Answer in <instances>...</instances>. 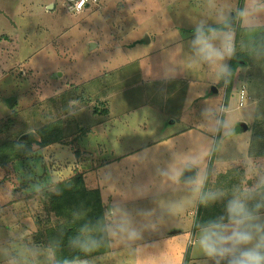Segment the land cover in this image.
I'll return each instance as SVG.
<instances>
[{
	"label": "rangeland",
	"instance_id": "obj_1",
	"mask_svg": "<svg viewBox=\"0 0 264 264\" xmlns=\"http://www.w3.org/2000/svg\"><path fill=\"white\" fill-rule=\"evenodd\" d=\"M74 1L0 0V127L6 128L5 132L11 130L9 134L18 138L22 124L17 122L12 127L11 123L28 119L29 110L37 107L31 109L32 104H40L36 108L43 114V117H39L40 121L53 119L56 114L64 116L54 107L55 103L49 106L46 102L72 84L83 83L95 74H103L106 69L110 73L127 62L140 66L145 64L148 73L141 74L146 79L147 90L149 84L153 83V87L162 71L167 75L162 77L168 79L160 83H167L170 90L176 92L174 95L184 100L183 105H174L172 100L170 116L162 108H158L160 111L152 109L153 112L150 108L134 110L144 103V98L135 95V91L130 93L126 89H116L117 95L109 104L112 115L123 118L121 121L117 118L114 122H121V126L117 125L116 128L124 133L113 136L114 146L123 144V150H128L140 142L158 139L160 135L162 138L165 131L170 135L181 128H197L193 127L192 131H186L187 135L176 139L182 143L180 147L173 148L175 159L172 167L177 168L173 176L164 177L172 174L171 168L161 171L160 184L151 185V190L165 189L166 195L162 194L158 204L161 214L143 213L140 208L130 211L134 214H125V218L119 214L107 215L123 218L122 223H118L116 217L111 218V235L117 242L116 251L107 255V261L103 262L98 257L91 264H183L189 254V237L194 241L199 237L193 247L204 250L201 238L206 231L227 236L235 227L232 222L214 229H198L195 235L190 232L193 219L200 218L199 223L211 220L209 213L212 210L207 212L211 205V192L215 193L213 198L218 199L223 197L222 190L236 186L220 182V173L215 168L225 172L223 167L229 169L235 165L234 158L230 159L229 155L235 156L240 165L244 166L247 160L250 167H254L249 159H240L252 158L247 152L248 148L245 147L246 154L236 157V144L249 138L250 129L253 132L256 121L255 100L248 95L247 103L243 106L238 101V93L242 84L247 92L244 80L246 66L242 63L245 55L251 52L264 54V0H97L96 3L91 0L81 11L75 9ZM231 13L236 24L228 27ZM90 42H94L95 46L92 47ZM235 43L236 48L229 52L232 48L229 44ZM231 54L238 58L234 57L229 70H236V78L231 89L227 83L220 85V80H216V93L213 84L205 83V69H212L215 73L213 77L217 76V79L225 74V79ZM236 60L238 63L234 66ZM133 66L127 64L115 75L127 81L123 75L134 73V77L140 79V73L132 71ZM108 89L111 92V84ZM203 93L206 96L203 97ZM198 94L199 97H196ZM14 98L16 100L12 104ZM90 109L87 105L75 104L68 111V115L76 116L80 126L85 128V135H70L69 141L39 150L45 165L38 157L35 158V167L26 165L24 159L18 158L14 166L11 164L7 168H0V264H51L53 254L50 248L31 242L30 236L45 232L56 219L45 203L47 191L52 189L54 182L77 171L83 174L89 187L105 185V175L108 172L111 174L108 165L103 162V165L95 168L98 163L94 161L93 164H96L91 166L89 154L106 156L105 126L109 120L103 119L95 124L104 115H94ZM213 112L221 113V118L224 116L222 132H219L221 118H212ZM30 119L29 116L28 127L23 126L25 133L36 128ZM172 119L176 121L173 123ZM244 124L250 128L243 131ZM236 127L241 128L237 133ZM196 129L209 132L211 137L206 138L209 140L208 146H196L194 142L199 139L198 134L194 133ZM28 136L25 139L30 138V134ZM33 161L30 159L28 164ZM181 164L184 173L178 168ZM210 164L206 192L201 201L199 199L193 204V199L205 184ZM188 165L198 170L195 178H185ZM16 166L25 168V176L16 174ZM140 170L143 171V167ZM43 173L48 184L32 183L22 190V185L28 179L39 180ZM144 178L143 182H146V176ZM134 179L129 176L116 183L112 181L110 186L106 184L102 192L104 198L106 196L107 199V189L113 192L119 190L122 195H126L128 189L135 187L137 190V176ZM133 206L129 204V207ZM230 215L228 211L220 213V217H225L223 219L232 217ZM139 217L148 218L145 233L158 238L145 242L140 234L134 235V231H129L132 229L129 223H137ZM256 220L264 229L258 218ZM186 225H190L188 230L164 236L174 227L186 229ZM260 236H264V232ZM26 241L29 243L26 244ZM221 259L218 262H222Z\"/></svg>",
	"mask_w": 264,
	"mask_h": 264
},
{
	"label": "crops",
	"instance_id": "obj_2",
	"mask_svg": "<svg viewBox=\"0 0 264 264\" xmlns=\"http://www.w3.org/2000/svg\"><path fill=\"white\" fill-rule=\"evenodd\" d=\"M235 24L236 23H234L233 25H227V26L230 27V26H234ZM148 40L150 41V39H148ZM90 44H91V42H90ZM94 46L95 45H93L92 47H94ZM229 46L232 47L230 50L233 51L236 48V43L235 44H229ZM210 54H212V53L210 52ZM127 64L132 65V66L134 65L132 68V71L139 72L140 73V79H137V77H134V73H130V74L125 73L123 75V77L127 78V81H123L120 76L115 75L119 70H122V68L124 69L125 67H127ZM206 64L208 66L209 63L206 62ZM121 65L122 66L117 67L113 70L111 69L112 71H110V73L106 69L103 74H98V75H103V77H105L104 78L105 79L104 86H106V87L103 89V91H104L103 99L108 101L107 108L109 109L106 117H104V119L109 120V122L105 126V135L107 138V139H105L106 156L103 158V157L98 156V155L93 156L92 154H89V157L92 161L91 166L94 167V164H96V163L93 164L94 161L98 163V165L95 166V168L100 166L101 164L103 165L105 163L106 165H108V168L110 169L111 174L113 173V175H111L108 172V174L105 175V181H106L105 185L103 184V186H102L99 184L102 192L104 190V187H106V184H107V186H110L111 182L114 180L116 183L120 180H123L124 178L127 179L129 176L132 177L133 179H134V176H137V179L135 181L138 185L137 190L134 187L133 189L126 190L125 191L126 195H122L119 190H115V192H113L111 189H109V190L107 189L106 190L107 199H106V196L104 198V195L102 193L104 202L106 203L107 207H110L108 214L106 213V218L108 221L109 235L111 238V241H110L111 252L116 251L115 244L117 243L111 235V233H112L111 232V226H112L111 218L116 217L119 220L118 223H122L123 218H125V214H134V213H130V211L138 210L140 208H141V210L144 211V212L142 211L143 213H151L152 212V213L161 214V206H159L158 204L161 201L162 194L165 193V189H154V190L152 189L151 190V185H153V183H155V186L160 184L159 182H160L161 178H159V176L161 174V171L170 170V168H171L172 174L171 175L170 174L164 175V177H166V176L172 177L173 176V174L177 170V168L173 169V167H172L174 159H175V158H173L174 157L173 148L174 147H180V145L182 143V141H178L176 139L181 137V135H183V136L187 135L186 131H188V130L192 131L193 127H195V126H190V127H186V128H181L179 130L174 131L170 135H167L165 133L167 131H165L163 133L162 138H160L161 137V135H160L158 137V139H155L152 141H147V142H140L139 145H132V147L129 148L128 150H123V144L120 145V143H119L120 146H116V145L114 146L113 141H112V139H114L113 136H118V135L121 136L124 133L120 128H116L117 125L121 126V122H116V123L114 122V120H116L117 118H120V121L123 118L120 117L119 115H118V117L113 116L111 113V107L112 106L109 104L110 100L117 95L116 89H122V90L126 89L130 93H134V91H135V95L141 96L144 98V103L140 104L139 107L135 108L134 110L150 108L149 110H151V111H152V109L160 111V110H158V108H162L163 110H166V112H165L166 115L170 116L171 110H173V108L170 107V103L172 102V100L174 101V105L179 104V106L183 105V102H184L183 99H178L174 95L176 92L174 90H170L167 83H165V84L160 83L162 80L168 79V78L162 77V76H167L162 71L159 75V79L158 78L155 79L154 82H156V83L153 85V87H152L153 83L149 84V90H147L146 84H145L146 79L144 78V76L142 77V74H141L143 72H144V74L148 73L145 71V64H144V66H140L139 64H137L135 62L134 63L133 62H131V63L127 62L126 64H121ZM227 65H228V63H227ZM220 66H222V65H220ZM204 69H205V67H204ZM245 72L246 71H244V74H245ZM94 73H96V72H94ZM205 73H206V76L204 77L205 83H207L209 85L213 84L215 86V84H217L216 80H218V81L221 80V77L218 79H217V76L213 77V75L215 73L209 67H207V69H205ZM58 75H61V74H58ZM95 76H96V74H95ZM109 76L111 78H109ZM224 76H225V74H224ZM246 76H247V73H246ZM246 76L244 77L245 81H246ZM108 78L112 79V80L109 81ZM235 78H236V74H235L234 80H235ZM175 79H177V78H175ZM106 84H108V85H106ZM110 84H111V88H112L111 92H109L110 90L108 89ZM223 85H225V79H224ZM151 87H152V89H151ZM216 87L218 89V86H216ZM64 90H66V89H64ZM245 90L246 89L243 87V84H242L239 87L238 101L241 105L243 104V106L245 103H247L246 101L248 100V94H246L247 92ZM169 92L171 94H169ZM214 92L218 93V90L214 91ZM242 93H244V94H242ZM201 95L204 97L205 94L203 93ZM122 96H123V94L118 95L117 98H120ZM227 96L228 95H226V97ZM132 97H134V96H132ZM196 97H199V94L196 95ZM250 99H252V98H250ZM252 100H255V99H252ZM256 103H257V100H255V106H256ZM168 111H169V114H167ZM221 113H222V110H221ZM221 113L219 114V113L213 112L211 114V116H212V118H214V117L218 118L219 117V120H220ZM174 121H176V120H174V119L171 120V122H173V123H174ZM223 121H224V116H223V118H221V123L219 126V132H222ZM141 124L144 125L143 121ZM138 126H139V123H138ZM195 128H197V127H195ZM249 128H250L249 125H247L246 129H244L242 126L243 131L248 130ZM250 130L251 131H250L249 138L246 141L241 140L242 143L236 144V150H237L236 157H239V155L241 156L243 153L246 154L247 149L245 150V147L248 148L247 152H249L251 154L252 158H240V159H249L250 162L252 163V165H254V167L251 168L250 164L247 162V160L245 161L246 167H245V165L244 166L240 165L236 162L235 156L229 155L230 159L234 158L235 165H231L232 167L229 169H227V167H223V170H225V172H220L219 169L215 168V171L220 173V174L217 173L219 175V181L220 182L222 181L226 184H229V185H231V187H233L234 185H236V186H234L231 189L222 190L223 197H220V198L218 197V199L213 198V195H215V193L211 192L212 193V196L210 198L211 205L208 207V212L212 210V212L209 213V214H211V216H210L211 220L207 221V223H204L203 221L201 223H199L200 218L193 219V221H192V228L193 229H192V231H190V232H192L193 235H195L196 230L201 229V228L214 229L217 226L226 225L227 223L234 222L235 218H233V217H230L227 219H223L225 217H220V213H222L223 211H228L230 202H232L234 200H239L240 202H242L245 205L248 213L252 216V220L246 221L244 227L247 226V228H249V230L253 231V234L255 236V240L258 241V239L260 238V233L264 232V230H262L259 233H257L255 231V225H259L257 220H256L257 218H258V221L264 225V158H262L264 156L263 155H255L249 151L250 142H251L252 134H253L252 129H250ZM194 133L198 134V136H199V139L197 140V142H194L197 147H201V145H204L206 147L209 145V140L206 138L207 137L210 138L211 136L208 134L209 132L207 130L196 129ZM166 138H172V139L169 140ZM115 140L117 141V138H115ZM101 149L103 150L104 148H101ZM228 163L230 164V162H228ZM174 165H176V161H175ZM188 166H190V165H188ZM188 166L185 169V173H186L185 178L192 179L189 176V173L187 171ZM140 167H143V171L140 170ZM228 167H230V166H228ZM95 168H94V170H95ZM178 168H180V170L183 171V173H184V169H183L182 164L180 166H178ZM210 168H211V164L209 166V174L206 177L205 184L201 188V191H199L197 193V195L195 196V198L193 199V204L198 202L199 199L201 201L202 195L204 196L203 191H204V189L205 190L207 189L206 186L208 185V181L210 178V173H211ZM195 170H196V168H195ZM197 174H198V170H196L194 178L197 176ZM145 176H146L147 180H146V182H143V180L145 179L144 178ZM26 187L27 186H25L22 190H25ZM246 191H248L247 195H243L242 193H244ZM233 192H235L236 195L232 194ZM165 195H166V193L164 194V196ZM182 197H185V195ZM222 198H223V200H222ZM129 204H133L134 206L129 207ZM110 214L111 215L119 214L123 218L120 217L121 218L120 219V218H118V216H115V215L114 216H107ZM129 220H132V218H130ZM147 220H148V218L139 217L137 220V223L136 222L129 223L130 227L132 228L129 231H134V235L140 234L141 237L145 240V242L152 240L154 238H158V237H154V236H151V235H148L145 233L144 227H146L145 223L147 222ZM190 222H191V220H190ZM190 225H186V229H182L181 227H179V229H177L176 227H174L175 229H172L168 234H164V236L165 235H171V234H174L176 232H182L183 230H188L190 228ZM19 226H22V225H19ZM165 230H167V229H165ZM189 239L187 241L189 244L188 248H187L188 249L187 253H189V254L187 256V259L184 260L183 264H215V263L216 264H230V259L228 257H221L219 255L209 256L205 252V250H197L195 248V246L193 247V245H195L197 243L196 241L199 240V237L196 238V241H194L191 237H189ZM255 240H254V242H255ZM97 259L98 258L93 257L91 262H94ZM219 259H221L222 262H218ZM82 262L86 263L85 259H83ZM82 262H79V264H81ZM73 264H78V263H73Z\"/></svg>",
	"mask_w": 264,
	"mask_h": 264
},
{
	"label": "trees",
	"instance_id": "obj_3",
	"mask_svg": "<svg viewBox=\"0 0 264 264\" xmlns=\"http://www.w3.org/2000/svg\"><path fill=\"white\" fill-rule=\"evenodd\" d=\"M236 54L239 55L240 53ZM245 56L246 59H243L242 63L246 66L245 85L247 93L250 98L257 100L255 106L256 121L253 126L249 151L255 155H264V54L259 53L258 55L251 52ZM234 57L237 58L236 55L231 54L225 77V84H228L229 89H231L236 74L235 69L234 72L229 71ZM236 63H238L237 60L233 63L234 66H236ZM104 84L103 75H96L83 83L72 84L68 89L52 97L50 99L51 103L46 102V104L51 106L52 103H55L54 107H57L64 116L56 114L50 120L40 121L39 117H43V114L36 110L40 107V104L30 105L32 106L31 109L37 107L34 110H29L30 113L26 118L29 119L30 116L31 123L35 124L36 128L25 133L24 127H28V119L13 121L11 123L12 127L17 122L22 124L19 128L21 131H18V138H14L9 134L11 130L5 132L6 128L2 129L0 127V168H7L11 164L14 166L18 158L24 159L26 165H34L35 167L37 161L35 158L38 157L45 165V160L43 161V156L40 157L39 150L48 148L55 143L69 141L70 135L79 133L81 134L80 137L85 135V128L80 126L81 124L76 116L68 115V111L75 104L87 105L91 108L90 112L92 114L99 115L103 113L106 117L105 115H107L109 109L107 108L108 101L103 99L104 91L102 87ZM104 117H100L95 123L100 122ZM240 129V127H236V133ZM24 134H27V137L30 134V138L21 139L20 136ZM36 152L39 154H36ZM30 159L35 160V162L28 164ZM14 170L18 176H25L23 166L18 168L16 166ZM44 174L38 176L39 180L35 178L28 179L22 187L32 183H46ZM205 192L204 189L203 194ZM47 194L46 208L53 212L56 219L49 224L45 232H41L38 236L37 234H31L30 241L36 244H44L50 248L51 254H53L51 264H79L83 259L87 262L81 264H91L93 257H99L103 262L107 261V255L109 253L111 255L112 252L106 218L108 207L103 200L102 190L99 187H88L83 174L76 171L72 176L54 182L52 189L48 190ZM27 242L29 243V241H26V244Z\"/></svg>",
	"mask_w": 264,
	"mask_h": 264
},
{
	"label": "clouds",
	"instance_id": "obj_4",
	"mask_svg": "<svg viewBox=\"0 0 264 264\" xmlns=\"http://www.w3.org/2000/svg\"><path fill=\"white\" fill-rule=\"evenodd\" d=\"M89 3L91 2L84 6ZM84 6L80 9L75 6V9L82 10ZM228 211L235 218V227L232 228L231 235H218L216 232L206 231L201 238V245L205 252L209 256L228 257L230 264H264V236H260L259 242L254 243L253 231L244 227L246 221L252 220L245 205L239 200H234L230 202ZM262 230H264L262 226L255 225L257 233ZM224 245H231V247L225 248Z\"/></svg>",
	"mask_w": 264,
	"mask_h": 264
},
{
	"label": "water",
	"instance_id": "obj_5",
	"mask_svg": "<svg viewBox=\"0 0 264 264\" xmlns=\"http://www.w3.org/2000/svg\"><path fill=\"white\" fill-rule=\"evenodd\" d=\"M234 23H235V19H234L233 13H231V20L229 21L228 25H233ZM147 39H148V38H147ZM92 45H95V43H94V42H91V46H92ZM219 83H220V85H223V84H224V74L221 75V80H220ZM213 90H214V91H217L218 89H217L216 86H214V87H213ZM15 100H16L15 98L12 100V104H13V102H15ZM12 104H11V105H12ZM241 126H242V125H241ZM243 128L246 129V128H247V125L244 124V125H243ZM22 138H27V134L23 135ZM187 171H188V173H189V176H190L191 178H194L195 173H196L195 168L192 167V166H188ZM108 208L110 209V207H108Z\"/></svg>",
	"mask_w": 264,
	"mask_h": 264
},
{
	"label": "built area",
	"instance_id": "obj_6",
	"mask_svg": "<svg viewBox=\"0 0 264 264\" xmlns=\"http://www.w3.org/2000/svg\"><path fill=\"white\" fill-rule=\"evenodd\" d=\"M92 1L96 2L97 0H92ZM88 2H91V0H75V6L77 9H80Z\"/></svg>",
	"mask_w": 264,
	"mask_h": 264
},
{
	"label": "flooded vegetation",
	"instance_id": "obj_7",
	"mask_svg": "<svg viewBox=\"0 0 264 264\" xmlns=\"http://www.w3.org/2000/svg\"><path fill=\"white\" fill-rule=\"evenodd\" d=\"M236 20V19H235Z\"/></svg>",
	"mask_w": 264,
	"mask_h": 264
}]
</instances>
